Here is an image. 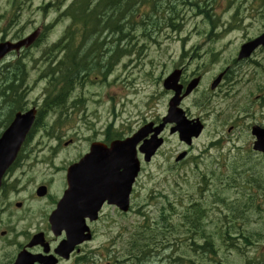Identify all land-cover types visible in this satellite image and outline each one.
Masks as SVG:
<instances>
[{"label": "rangeland", "instance_id": "374dc122", "mask_svg": "<svg viewBox=\"0 0 264 264\" xmlns=\"http://www.w3.org/2000/svg\"><path fill=\"white\" fill-rule=\"evenodd\" d=\"M71 2L72 0H0V39L5 33H9V38L17 32L25 36L41 25H52L40 45L32 48L25 59L30 74L28 82L32 89L30 99L35 102L43 101L45 87L49 90L47 78H40L47 62L44 58V63H40L39 58L44 57V50L64 34L70 23V19L61 18L57 21L60 12L58 5L63 9ZM193 3L178 5L180 16L168 7L169 4L159 3L160 10L155 22L162 25L160 29H156L151 40L143 37L146 33L144 22L138 19L132 30L127 32L129 22L125 27L127 31L118 34L123 39L119 52L122 55L112 67L109 66L112 52H107L106 48H103L99 56L95 52L87 55L85 61L90 63L88 69L92 74H85L87 77L83 78V83L73 86L63 104L55 106L53 110L52 107L49 108L45 113L46 118L35 127L36 131L30 138L23 157L30 156L27 159L30 163L46 160L65 166L85 152L92 141L106 139L108 131L112 134L131 135L145 122L166 115L170 96L164 91L161 79L175 64L183 63L189 74L204 73L206 78L203 87H206L211 78L219 74L224 62L231 60L230 55L235 52L236 47L247 37H253L264 29V1L252 4L251 0H202L199 4H209L207 8L211 9L213 18L217 20L215 28L211 20L198 12ZM244 6L249 8L246 10L247 15L242 13L241 8ZM175 16L176 23L168 22L169 18ZM242 17L246 18L244 24L229 25L231 19L235 23ZM122 23L125 25L123 21ZM172 23L175 24L171 29L165 27ZM226 33L228 36L224 38L222 35ZM132 38L138 41L136 47L130 48L128 42ZM228 39L232 41H227ZM144 46L146 47L143 48ZM114 47L115 43L109 45L110 49ZM12 57L4 61L0 68L11 62ZM63 57L64 51L57 53L58 60ZM99 63L103 67L101 73L97 69ZM202 95L203 89L186 104L193 116L202 112ZM5 111L7 113L6 109ZM230 114L229 110L228 115ZM7 118L5 113L0 116L2 125ZM218 127L221 124L216 122L215 128ZM167 138V143L153 160L143 164L134 188L133 210L125 218H120L121 222L127 220L126 231L119 234V226H115L114 233L110 235L102 232L104 227L99 224L98 239L89 245L92 246L89 252L106 246L113 235V263L131 264L128 253L135 255L137 252L126 250L129 247L127 240L132 233L138 231L136 226L145 222L144 215L157 218L158 208L166 202L167 196L174 199L176 205H179L181 198L184 199L183 206L173 215L176 222L181 221L180 215L191 201H205L208 209L205 222L209 223L207 232L211 237L208 246L212 247L214 254L208 257L195 247L191 249L189 241L185 240V237H190L182 228L158 234L150 246L152 257L145 264H248L249 246L241 243L244 249L237 248L235 241L225 238L223 232L236 231L242 233V237L246 236L254 241L262 237L264 164L258 167L260 176H256L257 182L249 172L247 175H236L234 165L239 170L243 168L249 171L245 167H249L253 159L247 153H232L230 159L219 157L214 160L219 147L231 153L236 152L240 146L235 145L234 140L226 143L218 141L215 135L210 136L209 131H205L194 141L187 159L175 163V157L187 148L177 136L167 133ZM242 141L239 145L245 144L248 150L250 138L243 136ZM234 156L236 159H233ZM44 168L45 165L35 164L33 171H44ZM215 168L217 173L213 176L211 174ZM220 172L225 174L219 175ZM204 174L209 176V182ZM227 175L232 177L228 181ZM237 184V187H233ZM173 190L177 192L173 193ZM214 195L223 202L214 204ZM215 207H219L217 209L220 211ZM150 233L151 230H144V235L137 238L146 243ZM106 253V250H99V264L110 261L106 259ZM116 257L119 261H116Z\"/></svg>", "mask_w": 264, "mask_h": 264}, {"label": "flooded vegetation", "instance_id": "af4514ba", "mask_svg": "<svg viewBox=\"0 0 264 264\" xmlns=\"http://www.w3.org/2000/svg\"><path fill=\"white\" fill-rule=\"evenodd\" d=\"M257 1L251 0L252 4ZM241 10L247 15L246 10L249 8L244 6ZM245 20L246 18L242 17L237 23H244ZM230 22L233 23L234 20L231 19ZM41 29L43 31V28ZM263 31L264 29L260 33ZM260 33L244 39L235 52L231 53V60L224 62L217 75H221L217 85H212L215 76L206 87L199 85L197 88L203 89L201 115L205 119L210 136L215 135L218 141L225 143L234 140L235 145L240 146L236 149L237 153L250 150L253 159L249 166L250 175L256 182V176H260L258 167L264 164V152L254 150V143L258 138L261 136L264 139V45L258 46L250 56L244 58H239V52L243 44ZM24 37L18 34L11 39L9 36L2 37L1 41H18ZM24 54L25 52L15 53V59L24 60ZM183 72L185 82L199 75L198 72L189 74L185 68ZM201 76L205 81L206 75ZM31 93L30 85H0V116L5 113L7 117L13 118L16 112L29 110L35 103L30 99ZM12 118L7 119L4 125L0 122V130L8 121L11 122ZM216 122L220 123L221 127L215 128ZM243 136L250 138L248 150L245 144L239 145L243 142ZM224 149L222 148V151ZM87 153H80L65 166L46 160L30 163L27 161L30 156L20 157L21 161L8 173L4 189L0 192V264L99 263L98 249L89 252L88 242L76 245L69 258H65L61 253L60 244L67 238L66 231H54L50 223V217L57 210L68 189L69 165L79 161ZM221 157L227 159L230 156L229 153L223 152ZM35 164L45 165L44 171L34 172ZM41 187L45 188L44 194H39ZM116 213L121 214L114 205L104 202L99 218L96 221L86 220L94 238L99 224L108 228L107 233L111 232L109 228L112 229L115 225ZM261 240L252 242L248 264H264V233ZM110 251V257H113V249L110 250L108 245V259Z\"/></svg>", "mask_w": 264, "mask_h": 264}, {"label": "trees", "instance_id": "16d2710c", "mask_svg": "<svg viewBox=\"0 0 264 264\" xmlns=\"http://www.w3.org/2000/svg\"><path fill=\"white\" fill-rule=\"evenodd\" d=\"M95 1L96 0H73L64 11L65 17L70 18L71 20L70 25L65 35L57 43L53 44L50 50L57 51V53L64 51V57L58 60L56 59V55L47 62V66L44 68L40 76V78L48 77L46 85H63L64 82L66 89L70 90L73 85L81 84L83 78L89 76L84 75L92 73V71H89L88 69L90 63H86L85 61L86 56L91 52H95L99 56L103 48H106L107 52H112L110 57L112 61L109 63V66L112 67L118 60L116 53L119 52L123 41L118 35L123 32L126 27L122 21L127 20V22H130V27L128 26L129 31L125 30L127 32L132 30V27L137 23L138 19L144 22L143 24L146 31L151 30V27L160 29L162 25L159 22H154L150 19L152 12L160 10L159 3L163 0H129L127 5L122 3L123 0ZM190 1L194 2L193 5L199 10L198 12L201 14L203 13L209 20L213 19L211 9L207 8L209 4L206 3L205 6L199 4L202 0L199 2L197 0H180L179 2L173 0L167 2V4H169L168 7L171 8L173 12H176V14H179L180 16L181 10L178 5L187 4ZM168 22L176 23V16L169 18ZM175 23H172L171 25H174ZM150 33L152 34V31ZM111 34L115 36V47L113 49L109 48L110 44L108 43ZM137 41L133 38L130 39L128 42L130 48L136 47ZM88 49H91L92 51ZM84 50L85 52L83 53ZM47 54L48 53L44 50L43 58H45ZM102 68L103 67L99 63L97 69L100 73ZM12 73L13 72H11V74ZM103 74L106 75L104 72ZM1 77H3L2 82L5 83V85H16L12 82V79L9 78L8 71L5 72L4 76L1 73L0 79ZM58 100V98L57 100L55 99V103ZM165 197L166 202L158 208L159 214L156 216L157 218L152 219L150 215H144L145 222L142 223V225H137L136 229L138 231L131 234L129 240L131 243L130 249L135 250L134 253L137 252L133 255L131 264H145L147 260H150L152 257V255H150V253H152V250L150 249V246H152L151 243L160 233L166 234L168 231H175L177 229L181 230L182 228L184 232L188 230L202 234L205 232L204 226L201 223V220L204 218L202 217L203 212L207 210L205 201L198 200L186 205L185 210L181 214L183 221L177 223L175 218H173V215L178 210L176 202L174 199H170L167 196ZM179 203L181 204V201H179ZM144 230H151V233L147 237L148 242L146 243L141 242V240L137 238V236L144 235ZM205 238H207L208 242L211 237L205 236ZM195 249L199 252H204L208 257H211L214 254V250L208 245L202 248L195 246Z\"/></svg>", "mask_w": 264, "mask_h": 264}, {"label": "water", "instance_id": "95a60500", "mask_svg": "<svg viewBox=\"0 0 264 264\" xmlns=\"http://www.w3.org/2000/svg\"><path fill=\"white\" fill-rule=\"evenodd\" d=\"M35 38L36 35L18 43L5 42L0 44V59L13 49L18 50L23 45L29 46ZM260 43H264V34L251 44L244 46V49L247 50L248 47ZM244 55H248V53L244 52L241 54V56ZM179 74V72H176L165 83L167 88H174L177 94L170 103L168 116L164 118L163 123L159 127L152 129L153 123H150L131 138L112 142L109 148L102 143H94L91 146L90 154L79 164H75L70 168L68 175L70 189L67 191L63 201L64 203H75V207H72L71 211H67L66 214H59L60 210H58L52 220L55 225L62 223L70 232L72 239L69 240L68 244L71 241L81 242L90 238V235L81 237V233L85 230L83 227L84 214L92 216L94 211L93 218L96 217L98 209L93 208V203L97 191L101 188L105 189L103 200H109V203L116 204L124 211L129 209L132 186L140 171L137 145L141 140L146 138L152 131L154 132L151 138L145 139L140 146V151L145 153V159L149 161L163 143V139L159 138L158 135L166 123L175 122L177 126L172 128L171 132L179 131L180 138L188 143H191L192 136L200 134L202 125L198 122L191 125V121L187 120L185 112L178 107L182 99L180 96L182 87L177 84ZM198 83L199 79L190 83L185 94H189ZM35 116V109L26 114L19 113L2 135L0 139V186L3 175L16 159L21 145L33 125ZM184 156L185 153H182L177 160L182 159ZM80 170H86V174L80 176L78 174Z\"/></svg>", "mask_w": 264, "mask_h": 264}]
</instances>
